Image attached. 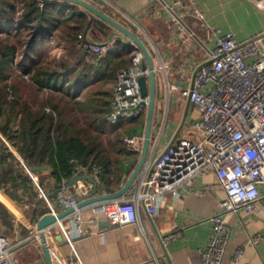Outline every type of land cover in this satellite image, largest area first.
<instances>
[{
    "label": "built area",
    "instance_id": "obj_1",
    "mask_svg": "<svg viewBox=\"0 0 264 264\" xmlns=\"http://www.w3.org/2000/svg\"><path fill=\"white\" fill-rule=\"evenodd\" d=\"M103 1L107 5L108 1ZM249 1L264 13V0ZM44 2L50 3L49 0H39L38 7L42 8ZM163 9L172 12L171 24L183 28L187 38L196 39L197 36L185 26V21H192L199 28L206 45L207 59L192 77L186 78L190 86L178 87L166 82V99L170 101L177 96L188 102L197 117L154 161L145 162L133 183V193L76 209L79 202L95 196L92 194L93 188L100 190L103 187L97 177V169L92 173L83 168H76L75 171V175L91 176L92 185L80 180L70 187V181L62 180L54 194L48 196L39 186L38 176L19 161L37 190L38 200L47 206V214L56 216L74 209L72 214L50 227L59 229L61 238L72 250L75 235L82 238L94 234L99 216L106 218L112 227L134 225L139 221L140 206L149 216H153L157 202L164 195H178L196 177L213 174L225 199L220 202V211L208 219L210 234L200 254V261L201 264H221L231 237L224 215L240 211L250 214L258 204L264 206V29L240 42L231 32L207 24L203 12L193 0L177 2L171 7L165 5ZM175 9L184 10L178 13ZM122 17L128 22L127 16ZM78 38V48L86 55L98 58L114 54L119 41L117 37L106 41L88 40L85 34ZM128 46L132 50L131 64L117 74L112 88L111 110L106 117L112 125L139 119L148 107V97L141 95L138 79H147L149 71L138 47L130 41ZM166 67L167 64L162 63L158 68ZM154 68L156 73L155 65ZM179 76L184 77L183 74ZM0 140L8 149H12L5 137L0 135ZM142 143L143 138L134 133L121 138L126 152L137 156L141 154ZM122 187L123 184L120 189ZM85 208H89L88 215L83 212ZM34 227L39 238L36 225ZM177 236H163L162 242L166 243ZM30 239L11 243L0 235V264H18L16 253ZM257 241L258 238L251 239L252 243ZM240 255L241 250L236 251L233 260ZM74 258L75 263L80 264L76 254Z\"/></svg>",
    "mask_w": 264,
    "mask_h": 264
},
{
    "label": "crops",
    "instance_id": "obj_2",
    "mask_svg": "<svg viewBox=\"0 0 264 264\" xmlns=\"http://www.w3.org/2000/svg\"><path fill=\"white\" fill-rule=\"evenodd\" d=\"M84 1L122 25L126 26L127 23L133 25L136 28L135 35L146 46L157 68L156 104L151 126H157L160 114L162 121L157 127V135L151 137L147 158V162L154 161L197 117L193 107L177 96L172 97L170 101L166 99L165 84L167 82L178 87L190 86L186 78L192 77L207 59L206 45L201 32L192 21H185V26L192 29L197 36L196 39L187 38L183 28L171 24L172 12L163 9L165 5L171 7L185 0H107L106 8L93 0ZM193 2L203 12L207 24L224 32H231L240 42L259 34L264 29V13L257 10L249 0H193ZM78 9L85 12L79 7ZM182 10L177 9L176 12L180 13ZM85 14L89 17V14L86 12ZM123 15L128 17V22L124 21ZM84 34L88 40L106 41L117 37L119 41L129 43L128 39L114 30L108 31L107 36L101 38H94L91 30H84L82 35ZM208 47L211 48L210 45ZM162 63L167 64L165 69L158 68ZM179 74H183L184 77L181 78ZM145 114L140 125H124L126 127L124 134L128 131H132L131 134L143 131ZM169 119L172 120L173 129L170 135H164L165 125ZM9 152L22 167L19 161L21 159L13 147ZM138 160L137 155L128 156L124 168L120 170L119 181L114 183V178H111L107 186L103 185L94 195L119 191L120 186L125 185L133 172ZM14 163L10 158H1L0 175ZM41 171L40 178L44 179L43 184L46 187L44 192L52 196L55 185L47 179L50 171L48 169ZM74 175L75 173L72 177ZM33 187L35 197L33 193L29 195L19 188L15 194L13 193L14 198L10 197L4 188H0V205L7 212L9 224H4L0 219V235L11 243L31 238L16 253L18 264H33L43 258L42 248L39 247L40 239L35 233L34 226L40 217L48 213V209L45 203L41 202L40 208L45 213L36 219L33 218L32 211L39 206L31 200L33 197L38 200L34 184ZM224 199L223 190L217 186L213 174L208 173L196 177L191 185L181 189L178 195L166 194L160 198L153 216H149L143 206H140L139 221L134 225L112 227L106 218L99 216L93 235L76 238L74 234L73 250L62 238L61 241L57 240L60 235L57 227L50 228L45 232V239L51 262L77 264L74 258L76 254L80 264H169L165 257L167 255L171 264H201L200 254L205 249L210 234L208 219L220 211V202ZM87 211L89 208L83 210L85 215H88ZM263 215L264 206L260 204L250 214L240 211L237 214L224 215V220L231 230V237L221 264H264ZM169 234L178 236L163 243V236ZM252 238H258V241L252 243ZM238 250H241V255L234 261L233 255ZM24 252L28 256L19 259L17 254L21 253L22 256Z\"/></svg>",
    "mask_w": 264,
    "mask_h": 264
},
{
    "label": "trees",
    "instance_id": "obj_3",
    "mask_svg": "<svg viewBox=\"0 0 264 264\" xmlns=\"http://www.w3.org/2000/svg\"><path fill=\"white\" fill-rule=\"evenodd\" d=\"M38 2L0 0V134L29 170L50 171L47 179L55 190L62 180L72 178L76 168L88 173L97 169L103 185L107 186L111 178L118 182L120 170L131 153L126 152L118 139L109 140L111 150H107L98 134L111 133L121 126L122 122L109 124L106 117L111 110L117 74L130 66L132 50L118 41L115 53L101 58L88 56L79 49L73 64L54 58L45 61L43 55L51 48L43 45L52 37L75 49L84 30H91L94 38L107 36L109 30L90 24V17L76 5L44 2L39 8ZM20 51L21 60L13 63ZM43 90L59 95V101L51 97L39 100L36 94ZM142 121L140 117L123 122L138 126ZM0 147V159L15 162L0 175V188L12 198L19 188L35 197L28 174L1 140ZM33 173L45 190L44 179L40 178L42 171ZM34 197L31 200L39 204L32 211L36 219L45 211L40 208L43 201ZM0 219L9 225L7 212L1 205Z\"/></svg>",
    "mask_w": 264,
    "mask_h": 264
},
{
    "label": "water",
    "instance_id": "obj_4",
    "mask_svg": "<svg viewBox=\"0 0 264 264\" xmlns=\"http://www.w3.org/2000/svg\"><path fill=\"white\" fill-rule=\"evenodd\" d=\"M49 1H50V3L62 2L66 5L78 6L79 8L84 10L87 14H89V17H90L89 23L90 24H94L97 27L107 29L109 31L114 30V31L118 32L124 38H126L130 42L134 43L138 47V49L140 50V52L142 53V55L144 57L145 67L149 71V74H148L147 79L145 77H141L140 79H138V84H139L141 95L143 97L147 96L149 102H148V107H147V111L145 114V128L143 131L134 132V134L136 136L143 138L142 151H141V154L139 156V160H138L133 172L128 177L125 185L119 191L112 193V194H104V195H100V196H94V197L87 199L83 202H79L76 205V209H81L83 207L90 206V205H93L96 203H101V202H106V201L118 199V198L124 196L125 194L131 195L133 193V190H134L133 183H134L136 177L138 176V174L140 173L143 165L147 161L148 154L150 151L151 137H152V135H157V133H158L157 127L162 121V115L160 114L158 119H157V126L156 127L151 126L152 121H153V117H154V108H155V104H156V73H155V68L153 65L151 55H150L148 49L146 48V46L143 44V42L135 35L136 28L133 25H131L130 23H127L126 26L122 25L119 22H117V21L113 20L112 18H110L109 16H107L106 14H104L103 12L97 10L96 8H94L92 5H90L89 3H87L84 0H49ZM93 1L102 5L104 8L107 7L103 0H93ZM85 12H83V13H85ZM162 98H163V96H161V99ZM187 104H189V103L187 102ZM131 163L133 164L134 161H132ZM38 170H46V168H35V169H31L30 171L34 172V171H38ZM80 180H85L86 182H88L91 185L93 184V178L91 176L75 175L71 178V180L69 182V186L71 187L76 181H80ZM96 191L97 190L95 188H93L92 194H96ZM73 212H74V209H69L65 212L57 214L56 216L46 214V215L39 218L37 225H36V229L39 232V239H40V245L42 248L43 258L41 260H37L33 264H52L51 258H50V253H49L47 243H46V239H45V231L48 228H50L51 226H53L56 223V221L62 220L63 218L72 214ZM57 240L61 241L60 235H58ZM165 257H166L168 263L171 264L169 259H168V256L166 255Z\"/></svg>",
    "mask_w": 264,
    "mask_h": 264
},
{
    "label": "rangeland",
    "instance_id": "obj_5",
    "mask_svg": "<svg viewBox=\"0 0 264 264\" xmlns=\"http://www.w3.org/2000/svg\"><path fill=\"white\" fill-rule=\"evenodd\" d=\"M58 35H61L60 33H57ZM49 43H45L43 45L44 48H51L49 50V52L47 54H44L43 56L45 57V61H49L51 59H61L67 63H74L75 59L77 58V52H79V48L76 47L75 49H72L69 45V43H64L61 39H58L57 37H52L49 40ZM35 50H39V45L37 44L35 47ZM22 57V53L21 51L17 53L16 57L13 60V63H17L19 60H21ZM53 93V92H52ZM51 91L49 90H43L41 92H39L38 94H36L39 100L42 99H46V98H53L55 102L59 101V95L57 94H52ZM129 125L127 122H122L121 126L119 127V129L117 128L116 130L112 131L111 133H106V134H102L101 132H99V136L102 138V140L104 141L105 144V148L107 150H111V147L109 145V140H113L114 142H116V140L118 139V143L120 144L121 142V138L126 135L124 134L126 127L124 126ZM124 126V127H122ZM173 129V123L172 120L169 119V121H167L166 125H165V131H164V135H170ZM27 252V251H25ZM23 253V255L21 256L19 254H17L19 256V259H21L22 257H27L28 254ZM28 253V252H27Z\"/></svg>",
    "mask_w": 264,
    "mask_h": 264
}]
</instances>
